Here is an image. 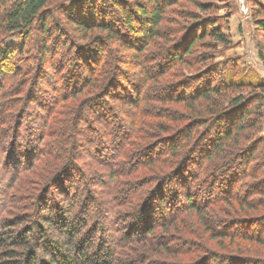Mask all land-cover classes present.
<instances>
[{
  "label": "trees",
  "instance_id": "obj_1",
  "mask_svg": "<svg viewBox=\"0 0 264 264\" xmlns=\"http://www.w3.org/2000/svg\"><path fill=\"white\" fill-rule=\"evenodd\" d=\"M218 9L0 0V264H264V82L218 68Z\"/></svg>",
  "mask_w": 264,
  "mask_h": 264
},
{
  "label": "rangeland",
  "instance_id": "obj_2",
  "mask_svg": "<svg viewBox=\"0 0 264 264\" xmlns=\"http://www.w3.org/2000/svg\"><path fill=\"white\" fill-rule=\"evenodd\" d=\"M214 4L218 6L217 15L219 16V24L222 28L223 32L226 34L228 41L230 42V46L226 48L220 47L219 54H216L214 60L218 64V68L224 72V74L228 77H232L234 79H243L245 81H262L264 82V61L260 56L259 47L262 46L263 40L260 35L254 34L253 23L251 21V12H253L255 3L257 0H212ZM21 42L20 35L15 34L5 38V43L9 45H18ZM31 45L34 44V38L30 39ZM34 46V45H33ZM34 53V51L31 50ZM264 55V53L262 52ZM25 63H32V58L27 57L25 60L21 62V65ZM152 65V69L155 68L154 62L149 63V66ZM247 92V91H245ZM114 103V104H113ZM115 109H118L119 103L113 102ZM117 105V107H116ZM264 111V103L262 106ZM99 128H105L104 125H97ZM256 136L264 135V121L261 125V130L254 132ZM85 144L84 135L80 134L79 140ZM161 145H156L152 148L153 150H161L163 148ZM84 149L86 150L85 152ZM83 152V153H82ZM91 148H81L76 151V159L78 162L86 166V164L90 165H98V161L101 162L99 157H95L91 155ZM255 161H263L264 155L262 151L256 154ZM94 158V161L93 159ZM120 159L114 162H119ZM92 161V162H91ZM86 163V164H85ZM82 166V165H81ZM83 168V166H82ZM125 168V167H123ZM4 167H1L0 170H3ZM85 170V169H84ZM103 179H106V173L103 172ZM224 174L217 175V178H222ZM7 182V178L0 177V186H3ZM88 183V182H87ZM106 182L100 183L96 182V188L101 190L102 185L104 186ZM238 192L241 189H237ZM218 188L215 187L214 192H218ZM242 191V190H241ZM99 195V194H98ZM0 195V199H1ZM218 228L221 226L218 225ZM216 240L211 241V245H216ZM213 245V247H216ZM206 264H208L206 262ZM209 264H215L214 262H210Z\"/></svg>",
  "mask_w": 264,
  "mask_h": 264
}]
</instances>
